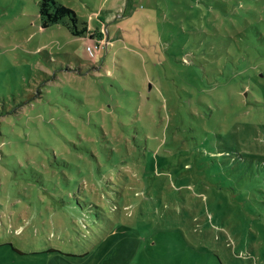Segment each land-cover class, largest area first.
<instances>
[{
  "label": "rangeland",
  "instance_id": "obj_1",
  "mask_svg": "<svg viewBox=\"0 0 264 264\" xmlns=\"http://www.w3.org/2000/svg\"><path fill=\"white\" fill-rule=\"evenodd\" d=\"M56 1L0 0V264H264V0Z\"/></svg>",
  "mask_w": 264,
  "mask_h": 264
},
{
  "label": "trees",
  "instance_id": "obj_2",
  "mask_svg": "<svg viewBox=\"0 0 264 264\" xmlns=\"http://www.w3.org/2000/svg\"><path fill=\"white\" fill-rule=\"evenodd\" d=\"M39 8H40V11H39L40 17L42 19V27L46 28L50 24L59 23L65 17L69 16L74 23V26H73L74 29L72 30L73 34L81 35L84 32H86L87 30H89L87 25H85L83 28L79 29L77 26L78 17H77L76 12L74 11V9L66 6L65 4L58 3L56 0H42ZM251 34H253V35H251ZM251 34L250 33L244 34V40H243L244 43H252V45L250 48L244 46L243 47L244 51L241 52L243 54L240 55L239 57H241L243 59V61H245V59H247V58L255 60L258 67L260 69H263V70H259L257 67H252L251 64H249L248 67H252V73L255 76H257L259 78L261 76L264 77V38H262V36H261V31H258L257 36H254V33H251ZM90 36H92V34ZM233 47H234L235 51L238 52V47L232 45V48ZM260 71H262L263 75L260 74ZM245 79H246L245 75L243 73H241L240 78H239L240 83H238V82L237 83H238V86H240V87L242 86L243 88H245V87L248 88V90H249V96L248 97L255 98L258 95H260V96L264 95V83H261L260 85L256 84V88L254 87L255 90H253L247 84L242 83L243 80H245ZM259 81L263 82V80L261 78L259 79ZM248 100L251 101L249 98H248ZM214 153H216V152H213V155H210L212 157V159H214L216 157V155ZM220 154H222V153H220ZM79 205H81L80 207H83L81 202H79ZM87 208H88L87 213L89 215H92L93 217H100V215L102 214V211L99 209L96 202L95 203L89 202V204L87 205ZM108 249L110 252H107L106 255H109L113 252V243L109 244ZM51 250H53L55 252H59V253L63 252L62 250L57 249V248H52ZM68 254L76 255L73 253H68ZM90 254H91V252H87V253L77 254L76 256L83 257V256H87Z\"/></svg>",
  "mask_w": 264,
  "mask_h": 264
},
{
  "label": "built area",
  "instance_id": "obj_3",
  "mask_svg": "<svg viewBox=\"0 0 264 264\" xmlns=\"http://www.w3.org/2000/svg\"><path fill=\"white\" fill-rule=\"evenodd\" d=\"M98 47V45H97ZM88 52L90 53L91 56H95L97 52H95L94 50H92L90 47L88 49ZM98 54V53H97Z\"/></svg>",
  "mask_w": 264,
  "mask_h": 264
}]
</instances>
